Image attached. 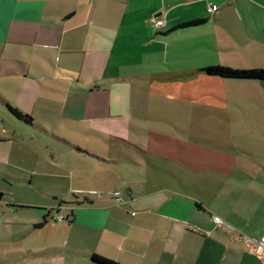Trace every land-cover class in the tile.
<instances>
[{
  "label": "crops",
  "instance_id": "obj_1",
  "mask_svg": "<svg viewBox=\"0 0 264 264\" xmlns=\"http://www.w3.org/2000/svg\"><path fill=\"white\" fill-rule=\"evenodd\" d=\"M217 65L264 68V0H0V117L89 163L68 172L67 205L15 208L33 219L0 264H262L264 165H237L245 126L223 110L264 132L247 113L264 111V81L202 71ZM185 104L215 126L180 118Z\"/></svg>",
  "mask_w": 264,
  "mask_h": 264
},
{
  "label": "rangeland",
  "instance_id": "obj_2",
  "mask_svg": "<svg viewBox=\"0 0 264 264\" xmlns=\"http://www.w3.org/2000/svg\"><path fill=\"white\" fill-rule=\"evenodd\" d=\"M211 110L213 109L209 106L185 104L178 108L177 115L187 121V117L193 115L199 127L209 128V123L212 127L215 126L210 121V115L216 114ZM223 113L234 117L235 126L240 123L241 126H245L244 135L236 130L233 132L232 139L247 148L249 152V155L234 154L237 159L243 160V163L239 162L237 165H264L263 130L254 127L253 121L243 122L242 120L245 119L241 109L229 107L228 110H223ZM247 113L256 122L264 119L262 110H248ZM225 124L224 121H218L219 127L215 130L219 135L225 133L222 132ZM0 125H5L7 129L5 136L12 141L0 142V152L6 157L4 160L0 159V192L4 194L0 203V248L5 250L7 247L12 250L20 243L21 218L33 219L28 212H21L15 208L29 211L33 207H42L52 208L55 211L56 208L67 205L66 201L73 198L72 193L65 195L72 183V179L68 178V172L71 170L74 172L81 166L85 168L89 163H87L88 158L83 156L73 165L70 152L50 137H40L32 132L24 135L18 125L2 117H0ZM61 134L65 136V133ZM92 140L91 143L85 141L82 143L88 151L90 150V154H95L93 152L98 151L105 143L102 140H99L100 143H92ZM90 156L97 159L95 155ZM211 176L216 179L226 178L220 174ZM111 193L114 195L116 191Z\"/></svg>",
  "mask_w": 264,
  "mask_h": 264
},
{
  "label": "trees",
  "instance_id": "obj_3",
  "mask_svg": "<svg viewBox=\"0 0 264 264\" xmlns=\"http://www.w3.org/2000/svg\"><path fill=\"white\" fill-rule=\"evenodd\" d=\"M204 20L190 21L179 25L177 28H183L187 26H194L203 23ZM208 75L219 76L226 79L235 80H259L264 81V68H248V69H237L229 66L217 65L202 69ZM9 110L20 120L25 122H31V117L27 114L22 113L17 108L8 106ZM4 194L0 192V203L3 200ZM41 225V224H40ZM93 262L97 264H121L112 259L106 258L101 255L93 254L91 256Z\"/></svg>",
  "mask_w": 264,
  "mask_h": 264
},
{
  "label": "built area",
  "instance_id": "obj_4",
  "mask_svg": "<svg viewBox=\"0 0 264 264\" xmlns=\"http://www.w3.org/2000/svg\"><path fill=\"white\" fill-rule=\"evenodd\" d=\"M217 9H218V6L216 4H210L209 7H208L209 12L212 13V14ZM163 24H164V20L163 19H157V21H156V25L157 26H161ZM114 196L116 197V199H117L118 202H121V197H120V193L119 192H116L114 194ZM60 220H62V218ZM213 220L217 224L223 223L221 217H219L217 215L213 216ZM258 244H259V247H260L261 251L264 253V236L260 239V241L258 242ZM262 264H264V261H263Z\"/></svg>",
  "mask_w": 264,
  "mask_h": 264
}]
</instances>
